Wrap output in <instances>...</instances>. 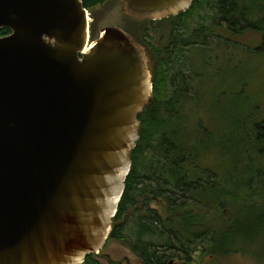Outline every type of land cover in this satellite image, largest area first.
Wrapping results in <instances>:
<instances>
[{
    "label": "water",
    "instance_id": "water-1",
    "mask_svg": "<svg viewBox=\"0 0 264 264\" xmlns=\"http://www.w3.org/2000/svg\"><path fill=\"white\" fill-rule=\"evenodd\" d=\"M121 1L158 21L195 0ZM90 21L82 0H0V264L108 258L153 83L143 45L116 26L89 43Z\"/></svg>",
    "mask_w": 264,
    "mask_h": 264
},
{
    "label": "trees",
    "instance_id": "trees-1",
    "mask_svg": "<svg viewBox=\"0 0 264 264\" xmlns=\"http://www.w3.org/2000/svg\"><path fill=\"white\" fill-rule=\"evenodd\" d=\"M82 1L85 8L92 11L110 0ZM209 5L212 9L210 18L214 15L219 19L218 24L212 25L211 29L219 27L235 35L251 30L261 32L264 36V0H195L188 11L159 21H175L167 22L175 31L169 38L174 49L207 43L208 37L214 33L212 30L210 34L205 33L207 31L204 28L195 34L190 30L185 36L179 30ZM216 8L217 11H213ZM142 22L146 24L150 20ZM10 32L5 28L0 31V36ZM147 38L146 33L140 41L134 37L155 62L152 79L154 98L138 116L141 123L140 139L132 154V169L108 241L125 238L130 211L137 199L148 193L150 196L141 209V212L146 211L145 215L131 214L135 224L130 231L134 235L132 250L142 264H170L173 259L189 260L197 247L201 248L202 254L212 257H225L239 252L243 250V245L234 235L242 217L254 210L262 211L264 216V154H261V145L255 146L258 144L256 139L249 136L243 140L240 135L234 137L235 134H232L231 139L228 136H216L202 122L189 120L181 108L201 94L197 91L193 96L189 94L185 86L188 79L183 74L179 76L178 84L173 85L174 91L167 94L169 77L166 67L172 57L158 47L153 51L147 44ZM197 124L198 133L194 134L192 125ZM261 134L260 139H264V132ZM216 152L220 153L222 162L219 167L227 165L222 153H229V168L225 173H219L217 167L212 166ZM249 153L258 154L256 165L251 161L248 165L250 159L246 161V158ZM245 168H253L247 179L241 173V169ZM256 168H261L263 172L256 173ZM247 186L250 189L248 193L243 188ZM149 200H160L161 211L150 210L147 206L151 202ZM209 215H214V218L210 219ZM183 224L193 225L191 228L194 229L189 234L192 237L187 248L178 244L182 237L176 233ZM145 235L152 239L145 240ZM239 238L242 236L239 235ZM156 239H160L162 247L158 246ZM193 245L195 249L191 248ZM83 264L104 263L95 255H89Z\"/></svg>",
    "mask_w": 264,
    "mask_h": 264
},
{
    "label": "rangeland",
    "instance_id": "rangeland-1",
    "mask_svg": "<svg viewBox=\"0 0 264 264\" xmlns=\"http://www.w3.org/2000/svg\"><path fill=\"white\" fill-rule=\"evenodd\" d=\"M89 13L91 41L100 36L103 28L116 26L129 32L138 41L142 40L146 33L148 43L156 45L166 55L172 57L166 67L169 77L167 94L174 91L173 85L178 84V78L182 74L188 79V84L185 86L190 91L189 94L193 96L196 91L201 94L193 97L190 104L186 103L181 108L188 115L189 120L196 123L202 122L209 132L219 137L228 136L230 138L232 134H235L234 137L242 136V140L248 136L255 137L256 126H253L264 120V36L261 32L247 30L235 35L215 27L212 29L214 36L210 35L206 44L200 42L174 49L169 39V36L171 38L173 34V28L167 22H155L154 25H149V22L145 24L142 20H136L123 12L121 0H110L102 6L95 7ZM198 15H200L199 19H197ZM210 15L207 14L205 8H202L191 20L187 21V25H184L179 33L185 36L197 23L203 21L209 23ZM205 16L207 17L204 18ZM148 69L153 79L155 62L148 61ZM192 131L194 134L198 133V124L197 126L192 125ZM243 143L248 145L244 141ZM220 153H214V165L212 166H216L219 173H225L229 168V153H222L227 165L219 167L222 165ZM247 156L252 164L258 163L256 157L258 154L249 153ZM149 196L146 193L142 198L137 199L134 208L130 211L129 218L126 220L125 238L108 241L104 250L101 251L109 259L121 262V264H142L132 250L134 235L130 231L135 224L134 216L131 214L145 215L146 211L141 212V209L146 205V198ZM147 206L150 210L161 211L162 204L160 200H152ZM245 212L248 211L245 209ZM192 226H180L181 230H177L176 233L182 237L178 242L179 245L190 247L192 236L189 234L194 230ZM239 235L242 236L241 239ZM234 236L243 245L241 247L243 250L225 257L195 253V262L192 263L264 264V216L262 211L254 210L245 214ZM144 238L145 240L152 239L148 235ZM159 241L160 239H156L155 242L162 247L163 243ZM191 248L195 249L194 245ZM108 258H100V261L108 264Z\"/></svg>",
    "mask_w": 264,
    "mask_h": 264
},
{
    "label": "flooded vegetation",
    "instance_id": "flooded-vegetation-1",
    "mask_svg": "<svg viewBox=\"0 0 264 264\" xmlns=\"http://www.w3.org/2000/svg\"><path fill=\"white\" fill-rule=\"evenodd\" d=\"M206 9V12H207V14L209 15V14H211L210 13V11H212V9H211V6L209 5V7H207V8H205ZM213 11H217V8L216 9H214ZM207 16H205L204 18H206ZM200 18V15H198V17H197V19H199ZM209 19H210V22L209 23H207V22H205V21H203V22H199V23H197L196 24V26L192 29V32H194V34L198 31V30H201V28H204L207 32H205V33H208V34H210V32H211V26L212 25H215V24H218L217 23V21L219 20L218 18H215V16L214 15H212V18H210L209 17ZM159 21H162V20H158V21H153V20H150V25H154L153 23H157V22H159ZM167 22H169V21H167ZM159 23H162V22H159ZM173 25H174V27L176 26V24L175 23H172ZM225 26H227L226 25V23L224 24ZM208 30H210V31H208ZM225 30V29H224ZM174 33H175V31H173ZM11 33V32H10ZM9 33V34H10ZM8 35V34H7ZM188 35V34H187ZM194 36H196V35H194ZM212 36H214V34L212 33ZM224 37H226V36H224ZM169 38H170V36H169ZM147 41H148V38H147ZM147 44L152 48V50L154 51V49L155 48H157V46L156 45H154V44H152V43H148L147 42ZM150 60L151 61H153V59L150 57ZM154 98V97H153ZM264 119V118H263ZM256 126V129H255V132H256V134H255V139H256V141H257V143L258 144H256L255 146H258V145H261V154H264V139H260V137H262V132H264V120H262V121H260V123L258 124V123H256L253 127H255ZM261 141V142H260ZM254 146V147H255ZM264 157V156H263ZM248 160V156H247V158H246V161ZM249 162H250V160L248 161V165H249ZM262 163H263V165H264V160L262 159ZM263 169H264V167H263ZM251 170H253V168L252 169H249V168H245V169H241V173L243 174V176H244V178L245 179H247L248 177H249V175H248V173L251 171ZM263 172L262 171V169L261 168H256L255 169V172L256 173H259V172ZM257 186V185H256ZM261 187H262V185H261ZM243 188H246L245 190H247V193L250 191V189L248 188V186L247 187H243ZM263 188V187H262ZM209 218L210 219H212V218H214V215H209ZM201 248L200 247H197V251H194L193 253H194V255H195V253H201ZM202 254V253H201ZM194 255H192L191 256V258L189 259V260H187V259H184V260H181V261H179V260H176V259H173L174 260V264H184V263H189V264H193L192 262L194 261L195 262V257H196V255L194 256ZM198 257V256H197Z\"/></svg>",
    "mask_w": 264,
    "mask_h": 264
}]
</instances>
